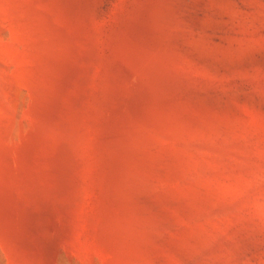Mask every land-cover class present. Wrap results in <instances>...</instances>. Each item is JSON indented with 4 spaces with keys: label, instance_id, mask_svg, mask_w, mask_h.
<instances>
[{
    "label": "rangeland",
    "instance_id": "1",
    "mask_svg": "<svg viewBox=\"0 0 264 264\" xmlns=\"http://www.w3.org/2000/svg\"><path fill=\"white\" fill-rule=\"evenodd\" d=\"M0 264H264V0H0Z\"/></svg>",
    "mask_w": 264,
    "mask_h": 264
}]
</instances>
